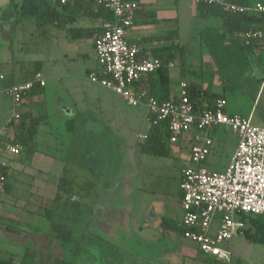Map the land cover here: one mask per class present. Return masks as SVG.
Instances as JSON below:
<instances>
[{"label": "rangeland", "instance_id": "1", "mask_svg": "<svg viewBox=\"0 0 264 264\" xmlns=\"http://www.w3.org/2000/svg\"><path fill=\"white\" fill-rule=\"evenodd\" d=\"M13 2L20 6L22 0H10L9 4L0 6V73L10 74L14 65L28 68L39 61L47 83L43 92L45 98L37 102L29 101L23 107L20 103L17 111L24 110L34 115L46 114L49 117L47 123L40 126L37 136L42 150L31 155L21 153V158L10 160L7 183L11 186V192L3 193L0 197L1 229L5 227L16 233H29L28 242L16 243V256L24 254L28 247L40 253V256H46V245L42 242L44 236L39 234L48 233L51 229L50 223L58 221L51 212L53 219L48 218L46 209L51 207L48 204L57 193L58 179L65 173L71 179V189L69 193L64 192L61 195L63 200L70 201L68 209L72 215L67 225L77 236L79 231L73 229H77L78 222L72 220L73 214L77 215V205L72 202H79L80 194L85 192L94 197L95 192L112 191V207L105 206V214L112 220L113 234L119 237L126 232L129 240L120 244L106 241L105 237L95 240L102 255L106 253L103 250L105 242L109 243L110 264H131V261H135L134 257L148 261L149 253L158 255L161 264H204L198 259L192 260L197 244L178 231L157 224V218L161 219L162 216L167 220L181 222L183 212L178 199L181 170L193 165L186 141L172 143V153L167 157L141 154L139 146L143 139L139 135L147 133L150 128L147 108L143 105H130L121 95L91 81L89 70L96 66L95 54L91 46L80 47L78 40L71 37L69 28L74 26L73 23L66 28L51 24L41 26L35 18L20 17L14 10ZM186 9L184 4L180 34L173 41V45L179 43L190 47L197 43L194 35L198 26ZM3 12L5 16L2 17ZM3 24L12 28L7 43L1 36ZM86 40L89 39L83 38V43ZM179 68L178 60L170 68L174 90L179 87ZM208 70H211L208 73L222 76L221 72ZM234 88L236 89H225V94L232 103L236 102L241 93V88ZM92 93L98 95L97 100L94 99L95 95H90ZM77 99L87 102L81 104L85 105L81 107V112L89 114L74 115L77 118L75 131L70 133L65 121L67 117L71 118V109L68 104V109L63 108L62 104H75ZM91 102L101 105L98 111L88 105ZM1 103L11 110L12 104L6 96H1ZM263 110L264 97L257 113L262 114ZM84 132L97 133L93 135L95 144L92 142L94 146L91 149L99 152L100 164L102 163L100 168L96 169L95 163L91 165L86 162L87 156L84 157L81 153L85 146ZM232 133L226 134L222 129L216 133L212 153L202 166L213 171L225 168L237 137L234 131ZM106 181L108 185L105 186ZM96 207L102 208L100 205ZM96 217H93L92 222ZM80 219L83 218L80 216ZM79 225L77 230L80 229ZM118 228L125 229L124 233ZM1 234L0 250H8L10 253L8 245L11 240L5 233ZM80 240L76 238L77 242ZM50 243L52 244L51 241ZM87 244H90L89 241ZM155 245L157 247L153 251ZM85 246L82 240V249ZM143 246L151 248L147 252L143 251L145 256L138 255ZM71 247L73 245L70 244V249ZM230 247L231 264H264V245L249 241L242 233L234 235ZM71 256L72 252H65V258L71 259ZM82 261L80 258V264ZM99 263L105 264L106 259H100Z\"/></svg>", "mask_w": 264, "mask_h": 264}, {"label": "built area", "instance_id": "2", "mask_svg": "<svg viewBox=\"0 0 264 264\" xmlns=\"http://www.w3.org/2000/svg\"><path fill=\"white\" fill-rule=\"evenodd\" d=\"M67 4L76 0H56ZM102 4L113 12L114 19L102 23V32L94 40L95 58L101 76L91 72L92 82L121 95L130 105L147 108L150 123L166 121L171 143L186 141L193 165L184 168L180 180L182 191L181 223L188 227L184 236L197 244L206 256L231 264L230 242L245 227L244 213L264 215V125L250 117L226 112L227 100L219 97L214 105L197 111L190 100L188 81H181L176 98L160 101L136 90L135 83L145 74L161 67L157 57L141 54V46L127 39V30L134 24L138 0H83ZM212 3L218 0H194ZM226 10L243 12L263 11L264 4L243 6L222 1ZM245 43L264 38V29H249ZM173 63H170L172 66ZM38 83L46 85L41 71L21 83L12 84L5 94L13 106L12 119H18L17 106ZM226 126L237 134L236 148L224 170H208L202 163L214 146L213 131ZM143 140L147 134H140ZM22 147L12 143L0 132V167L11 166L10 160L20 156ZM5 177L0 174V184Z\"/></svg>", "mask_w": 264, "mask_h": 264}, {"label": "crops", "instance_id": "3", "mask_svg": "<svg viewBox=\"0 0 264 264\" xmlns=\"http://www.w3.org/2000/svg\"><path fill=\"white\" fill-rule=\"evenodd\" d=\"M140 3L139 9L136 11L134 17V24L127 30V39L132 44H138L141 46V49L147 50V52L151 50H155L161 47H170L175 41V38H178L180 34V22H181V14L183 12V6L185 4L186 10L189 11L190 15L195 20V25L198 26V31L194 35L195 41H197L195 46H186V64L189 69H192L197 72L196 75H179V87L177 90H174V95L177 96L181 81H188L189 83L194 82L199 84L202 89L209 88L212 92L218 93L222 95L221 97H225L227 100L226 112L230 114H241L246 117H250L252 122L258 125H264V110L262 114H258V106L264 97V40L256 39L251 47L245 48L243 47L240 41H245V37L241 36L242 32L230 33L229 27L232 24H229L227 27L225 26L224 19L220 16H205L201 17L197 14V5L194 0H138ZM222 1H230V0H222ZM254 5L264 4V0H251ZM10 0H0V6H4L9 4ZM14 10L19 13L20 6L13 2ZM21 5V4H20ZM16 13V14H17ZM1 16H5L3 12ZM20 16V15H19ZM21 17V16H20ZM73 23L72 27H90V26H101V22H93L85 18L76 17L68 24ZM241 26V25H240ZM234 30V29H233ZM12 34L11 26H7V24H3L1 36L4 39V42L7 43V40L10 38L9 36ZM83 39V38H82ZM82 39L78 40V45L80 47L91 46L94 51V39H89L88 43L86 41H82ZM9 41V40H8ZM95 54V51H94ZM86 55V53H85ZM96 61V60H95ZM177 59L173 62L174 66L176 64ZM195 62V63H194ZM171 66V67H172ZM196 66L197 68H195ZM25 66L14 65L10 74L0 73V132H3L4 137L7 140H11L14 138L16 131L18 130L19 120L11 121L12 117V105L10 106L11 110L5 108V105L1 103V96L5 94V89L12 84L21 83L23 81L28 80L29 71L32 70L31 67H28L26 70ZM98 65L96 63L95 68ZM94 69V68H93ZM91 69V70H93ZM213 69L214 71L221 72L222 76L219 77L217 74L213 72H209ZM28 71V72H27ZM180 73V72H179ZM208 73V74H207ZM234 83H236L234 85ZM47 86L43 87L44 90ZM234 86H238L241 88V93L239 97H237L236 102H229L225 94L226 88L236 89ZM218 87H221V90H217ZM223 90V91H222ZM222 91V92H221ZM96 93H92L90 95H95ZM96 96L94 99L97 100ZM7 97V96H6ZM8 98V97H7ZM45 95H28L21 102V106L23 107L29 101H38L44 100ZM82 103H87L82 101L81 99H77L75 104L64 103L62 104L63 108H67V104L70 106L71 112L69 115L73 117L74 115L89 114L85 111L81 112V107L85 105H81ZM11 104V103H10ZM92 104V105H91ZM90 107H93L94 111H98L100 106L97 102L88 103ZM8 110V111H7ZM20 115H24L25 113H29L34 115L32 112H25L24 110H20ZM222 129V132L229 134L232 133L230 128L225 126L217 127L213 131V138L216 133ZM87 134V133H86ZM84 132V150L81 152L83 156H87L88 158L86 162L96 164V169L101 167V158L99 156V152L93 151L91 149L94 146L95 139L93 135H97L96 132H90L86 136ZM233 134V133H232ZM238 138L234 139V146L232 149V154L236 148ZM94 141V142H93ZM184 141V140H183ZM94 144H93V143ZM101 142V141H100ZM215 143V142H214ZM103 143L101 142V145ZM89 148V149H88ZM89 153V155H88ZM231 154V156H232ZM19 157V156H18ZM21 158V157H19ZM231 159V158H230ZM22 160V159H21ZM230 161V160H229ZM229 163V162H228ZM228 165V164H227ZM226 165V166H227ZM225 166V167H226ZM188 167V166H186ZM184 167V168H186ZM181 170V175L182 171ZM225 169V168H224ZM223 169V170H224ZM209 170V169H208ZM221 171V170H219ZM133 175V173H131ZM107 179V178H106ZM8 180V179H7ZM109 181V178L107 179ZM181 180V177H180ZM108 181L104 184L108 185ZM3 193L0 194L2 197ZM98 199L96 200V204H100L105 209V206L112 207V191H99ZM181 189L179 190L178 199L179 204L181 202ZM109 219V218H108ZM106 225V224H105ZM105 225L103 228L105 229ZM111 226V225H109ZM5 229V231H4ZM1 229L0 226V236L5 233L8 235L7 237L11 240V245L9 244L10 253L8 250L1 251L0 257H11L13 256L15 259H19L21 256H16L17 245L16 243L20 241V237L25 236L26 241L29 240L28 233L21 232H13L12 229ZM109 234L106 241H114L120 243H126L124 241V236L117 238L116 235L113 234V229L108 227ZM10 235H18L17 239L11 238ZM119 239V240H118ZM109 244V243H108ZM196 244V243H195ZM29 248V247H28ZM32 249V248H31ZM128 249V248H127ZM104 252H106L102 258L106 259V264H110L111 255L108 245L103 248ZM34 254V249L32 250ZM197 251L198 246L195 252V256L192 260L197 261ZM149 261H145L142 264H159L158 255H150ZM153 256V257H152Z\"/></svg>", "mask_w": 264, "mask_h": 264}, {"label": "trees", "instance_id": "4", "mask_svg": "<svg viewBox=\"0 0 264 264\" xmlns=\"http://www.w3.org/2000/svg\"><path fill=\"white\" fill-rule=\"evenodd\" d=\"M229 3H235L243 6H253L251 0H230ZM197 5L198 16H220L224 19L225 26L232 24L229 27L230 33L242 32L241 36L249 29H264V12L248 10L243 12H233L226 10L222 4V0H218L212 3L199 2ZM19 15L21 17L35 18L37 23L41 26L44 25H56L59 28H66L68 23L74 18H85L93 22H104L114 19L113 12L106 8L102 4H95L94 2H87L83 0L72 1L67 4H61L56 0H22ZM241 25V26H240ZM234 29V30H233ZM70 35L74 39L89 38L94 39L102 32L101 26L90 27H70ZM264 40V38L259 39ZM257 40H252L250 44H246L245 41H240L243 47H251ZM141 54L146 57H157L162 61L160 68L153 72L145 74L140 80L135 83L136 90H144L146 96L154 97L160 101L170 100L176 98L174 95V89L172 85L170 63H173L176 59L179 61V72L182 75H196L197 72L189 69L186 64V46L182 44H174L170 47H161L155 50L147 52L145 49H141ZM25 70L27 69L24 67ZM41 63L39 61L32 64V70L29 71V78L37 71H41ZM28 72V71H27ZM91 72H97L101 76L100 69L94 68L89 70ZM44 86L36 83L34 87L25 95H38L43 94ZM190 100L194 104L195 109L199 112L205 108V105L212 106L215 100L222 95L212 92L209 88H203L194 82L189 86ZM24 97V98H25ZM67 113V112H66ZM48 115L39 114L32 115L25 113L18 118V130L16 131L14 138L8 140L12 143L19 144L22 147V155H31L40 149L37 136L40 131V126L47 123ZM17 119H12L13 122ZM76 117H67L66 125L67 131L73 133L75 131ZM147 137L140 143L139 151L141 154L149 155L152 157H167L172 153V143L170 142L168 125L166 121H160L154 125L150 123V128L146 133ZM7 140V139H6ZM0 174L5 177V181L0 184V194L2 192H11V186L7 183V179L10 175V167H0ZM71 189V179L65 175V173L59 177L57 182V197H62V193H69ZM182 197V194H181ZM51 208L47 210L50 214ZM241 219L245 222V227L241 229V232L249 241L264 245V215L244 213ZM166 228L178 231L183 234L188 229L187 226L181 222L171 219H165L162 223ZM57 230L60 231V235L67 238L71 233L67 231L63 226L57 225ZM197 259L204 264H225L224 262L217 260L211 256L204 255L198 248ZM0 264H37L33 251L28 248L19 259L11 257H0Z\"/></svg>", "mask_w": 264, "mask_h": 264}, {"label": "flooded vegetation", "instance_id": "5", "mask_svg": "<svg viewBox=\"0 0 264 264\" xmlns=\"http://www.w3.org/2000/svg\"><path fill=\"white\" fill-rule=\"evenodd\" d=\"M129 175H131V173H129ZM98 196L99 193L96 192L94 193V197L90 196V194L85 192L84 194H80L79 202L77 203L72 202V204L77 205V211H76L77 215L73 214L74 216H72V220L78 222V225L80 224L79 230H77L78 225H77V229H73L75 231H79V235L77 236L72 232V228L71 227L69 228V226L67 225V222H69V219L71 220V215H72L70 213V210L68 209L70 201L63 200V197L56 199L57 193L53 195V198L50 201V203L49 204L47 203L48 206L51 205V207H47L46 212L49 208H51L52 210L51 214L53 213V216H55L54 218H57L58 221L57 222L53 221L50 223L51 229L48 231V233L52 232L51 234L43 233V232L42 234H39L41 236L42 235L44 236L42 242H44L46 245L47 254L46 256H40V253L34 252L35 254L34 257L36 256L35 261L37 264H43V262H45L44 264H80L81 263L79 262L80 258L83 260L82 264H100L99 261L100 259H102L103 255L100 251V247L95 242V240L98 238L107 239L109 234L108 227L113 229V226L111 224L112 220L108 219V217L106 216L103 206H102L103 209L101 207L100 208L96 207L98 204L95 205V203H97L96 200L98 199ZM71 207L73 209L74 206L72 205ZM79 211L80 214L78 213ZM100 211L101 213L99 214ZM51 214L47 212L48 218L53 219V216H51ZM80 216L83 218L82 220L80 219ZM87 216H89V219ZM95 216H97L96 220L92 222L93 217ZM165 219L166 218L163 216L161 219L157 218V224L162 225ZM57 225L63 226L71 234L68 235L67 238L62 237L60 235V231L57 230ZM104 225H105V229L103 228ZM118 229H120L123 233L125 231V229L123 228H118ZM124 235H125L124 241L127 243V241L129 240V235H127L126 232ZM90 236L91 238H89ZM121 236L117 238H120ZM76 238L79 240L81 239L80 242H77ZM38 240L40 243L41 242L40 239ZM82 240L86 245L83 249L81 247ZM50 241L52 242V244L50 243ZM88 241L90 243L89 245L87 244ZM35 243L37 244L38 241H35ZM70 244L73 245L71 249H70ZM105 244L107 246L108 242H105ZM156 247L157 245L153 247V251L156 249ZM149 248L151 247L147 246L145 248L143 246L142 252L140 251L138 255L145 256L146 253L143 251L147 252ZM66 251L70 253L72 252V256L69 257L71 259L65 258ZM85 253H88L89 255ZM148 258L150 257L148 256ZM134 260L135 261H131V264H142L145 263V261H147L138 257H134ZM156 262L161 264L160 260L159 262L156 260Z\"/></svg>", "mask_w": 264, "mask_h": 264}, {"label": "water", "instance_id": "6", "mask_svg": "<svg viewBox=\"0 0 264 264\" xmlns=\"http://www.w3.org/2000/svg\"><path fill=\"white\" fill-rule=\"evenodd\" d=\"M10 236L13 239H17L18 238V235H10ZM20 241L25 242L26 241V237L25 236L20 237Z\"/></svg>", "mask_w": 264, "mask_h": 264}]
</instances>
